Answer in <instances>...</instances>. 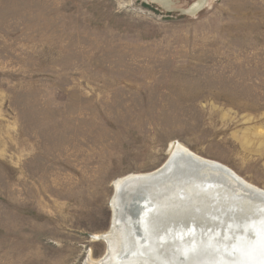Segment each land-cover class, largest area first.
Returning a JSON list of instances; mask_svg holds the SVG:
<instances>
[{
	"label": "rangeland",
	"instance_id": "obj_1",
	"mask_svg": "<svg viewBox=\"0 0 264 264\" xmlns=\"http://www.w3.org/2000/svg\"><path fill=\"white\" fill-rule=\"evenodd\" d=\"M174 143L264 190V0H0V264L105 259Z\"/></svg>",
	"mask_w": 264,
	"mask_h": 264
},
{
	"label": "bare ground",
	"instance_id": "obj_2",
	"mask_svg": "<svg viewBox=\"0 0 264 264\" xmlns=\"http://www.w3.org/2000/svg\"><path fill=\"white\" fill-rule=\"evenodd\" d=\"M169 161L172 162V169L185 173L184 178H181L183 176L181 173L170 174L169 171L159 179L135 181L128 185L124 182L127 175L114 181L110 204V228L101 235L103 241L104 239L106 241L107 254L102 261L98 259L97 264H188L186 260H180L183 252L177 247L178 245L164 241L160 235L150 234L148 227H143L148 222V226L152 225L151 223L154 222V219H151L152 213L158 210L161 217L163 213H173L176 218H182L183 212L205 213L210 208V204H214L215 209L219 208L232 215H234L232 212L241 213L240 215L244 217V221L241 222L246 226L238 223L246 231H242L239 235V244L245 241L250 243L254 237L258 238L255 240L256 243L261 237L264 238V200L259 202L246 198L255 195L263 197L261 196L264 195L263 189L247 182L227 166L196 155L179 143L172 145L168 158L158 168L136 174L154 172ZM136 174H128V176ZM168 176L181 179H166ZM181 193L183 195H180ZM211 207L214 209L213 206ZM134 210H137V213ZM247 229L253 230L255 234H247ZM258 235L261 237L259 238ZM155 236L160 242L154 241ZM98 237L94 239L98 240ZM163 257L166 261L162 263L160 260ZM99 260L101 263H98ZM89 264L94 263L89 262Z\"/></svg>",
	"mask_w": 264,
	"mask_h": 264
},
{
	"label": "water",
	"instance_id": "obj_3",
	"mask_svg": "<svg viewBox=\"0 0 264 264\" xmlns=\"http://www.w3.org/2000/svg\"><path fill=\"white\" fill-rule=\"evenodd\" d=\"M171 164L172 162L169 161L167 164H164L162 167L157 169L158 171L156 170L144 175H127L125 177L126 180H124L125 178L123 180L126 185L131 184L135 181L140 182L144 180H155L159 179V177L161 176H164L169 171L170 174L172 172L181 173L183 174L181 178H184L185 173L183 171L176 170L175 168L172 169ZM216 166L219 168H223L220 165ZM227 171L230 172V170ZM169 176L166 179H181L179 177ZM189 183H191V181H189ZM180 195L183 194L181 193ZM259 196L260 195H255L246 198L253 201H263L264 195H261L263 197ZM110 204L111 200L109 202V205ZM211 206H213L214 209ZM215 206L216 205L214 204H210V208L205 213L195 212L196 214H191L193 212H183V216H181L182 218H176V215H174L173 213H163V216L161 217V215L159 214V210L156 211L157 213L154 211L152 214L153 216L154 214L156 215L154 217L152 216L151 218L152 220L154 219V222L151 223L152 225L148 226V222L146 225L142 226L144 228L148 227L147 229L150 234L160 235L163 237L164 241L168 243L174 242L176 245H178L177 247L181 248L183 252L180 260H186L188 264H264V238L258 235L259 238L261 237V240L256 243L255 240H257L258 238H253L252 236V242L249 243L245 241V243L239 244V235L242 233V231L245 230L244 228L239 226L238 223L240 222V224L245 227L246 224L244 222H241L244 221V217L240 215L241 213L239 214L232 212L234 214L232 215L231 213H226L227 211L222 210V212L221 210H219V208L215 209ZM134 212L137 213V210H134ZM226 214H228L229 216H227ZM142 223L143 220L141 224ZM247 234L250 235L255 233L253 232V230L247 229ZM92 238L96 237L92 235L91 239ZM97 239L103 240V237L100 236ZM154 241L157 243L160 242L159 238L157 239L156 236ZM104 242H106L105 239ZM105 254H107L106 247L104 255ZM160 261L163 263L164 261H166V258L163 257Z\"/></svg>",
	"mask_w": 264,
	"mask_h": 264
}]
</instances>
